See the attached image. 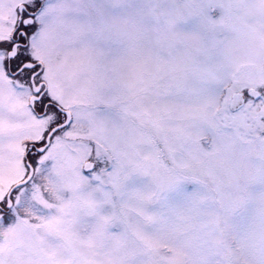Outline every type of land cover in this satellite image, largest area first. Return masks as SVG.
Wrapping results in <instances>:
<instances>
[{
	"label": "snow or ice",
	"instance_id": "6c2138e0",
	"mask_svg": "<svg viewBox=\"0 0 264 264\" xmlns=\"http://www.w3.org/2000/svg\"><path fill=\"white\" fill-rule=\"evenodd\" d=\"M0 264H264V0H0Z\"/></svg>",
	"mask_w": 264,
	"mask_h": 264
}]
</instances>
